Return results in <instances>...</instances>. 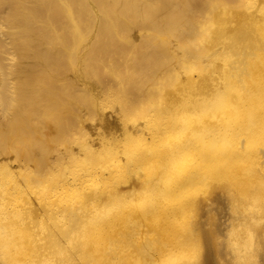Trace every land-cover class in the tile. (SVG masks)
I'll return each instance as SVG.
<instances>
[{
    "label": "bare ground",
    "instance_id": "1",
    "mask_svg": "<svg viewBox=\"0 0 264 264\" xmlns=\"http://www.w3.org/2000/svg\"><path fill=\"white\" fill-rule=\"evenodd\" d=\"M217 201L264 264V0H0V264H212Z\"/></svg>",
    "mask_w": 264,
    "mask_h": 264
},
{
    "label": "rangeland",
    "instance_id": "2",
    "mask_svg": "<svg viewBox=\"0 0 264 264\" xmlns=\"http://www.w3.org/2000/svg\"><path fill=\"white\" fill-rule=\"evenodd\" d=\"M203 211V221H202V229L207 234V230L209 229V225L207 222L211 219V221L215 222V228L219 232L223 230L220 236L216 239L215 242L211 243L210 246V255L212 264H234L233 259L231 257L230 251L225 246V240L229 233V211L228 207L224 204L214 202L205 203ZM215 230V232H216ZM212 247V248H211ZM213 260V261H212Z\"/></svg>",
    "mask_w": 264,
    "mask_h": 264
}]
</instances>
